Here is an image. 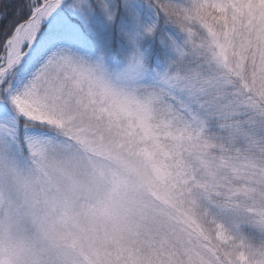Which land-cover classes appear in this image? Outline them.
<instances>
[{"label": "clouds", "instance_id": "obj_1", "mask_svg": "<svg viewBox=\"0 0 264 264\" xmlns=\"http://www.w3.org/2000/svg\"><path fill=\"white\" fill-rule=\"evenodd\" d=\"M245 80L229 77L223 94L252 92L264 106V78ZM118 102L131 135L105 146L126 165L55 126L44 153L0 150V264H191L190 238L200 229L215 243L220 222L235 227L233 264L241 253L264 264V120L244 135L216 129L214 106L196 99L203 123L177 119L138 82L121 85ZM178 169L190 184L176 183Z\"/></svg>", "mask_w": 264, "mask_h": 264}, {"label": "snow or ice", "instance_id": "obj_2", "mask_svg": "<svg viewBox=\"0 0 264 264\" xmlns=\"http://www.w3.org/2000/svg\"><path fill=\"white\" fill-rule=\"evenodd\" d=\"M233 76L264 78V0H0V150L44 153L55 126L126 165L105 137L131 135L118 102L129 82L165 97L177 119L203 123L205 105L192 100H206L216 129L248 134L264 106L252 92L224 95ZM191 179L178 169V185ZM234 231L218 223L213 243L198 229L191 264H233Z\"/></svg>", "mask_w": 264, "mask_h": 264}]
</instances>
